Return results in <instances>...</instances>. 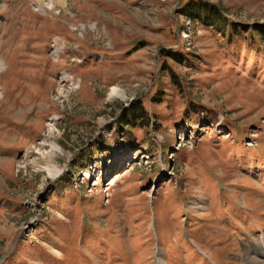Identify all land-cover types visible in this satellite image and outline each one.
I'll use <instances>...</instances> for the list:
<instances>
[{"label":"rangeland","instance_id":"obj_1","mask_svg":"<svg viewBox=\"0 0 264 264\" xmlns=\"http://www.w3.org/2000/svg\"><path fill=\"white\" fill-rule=\"evenodd\" d=\"M252 27L264 0H0V264H264Z\"/></svg>","mask_w":264,"mask_h":264},{"label":"trees","instance_id":"obj_2","mask_svg":"<svg viewBox=\"0 0 264 264\" xmlns=\"http://www.w3.org/2000/svg\"><path fill=\"white\" fill-rule=\"evenodd\" d=\"M205 10V15L204 18H202V22L204 23H208V25H214L216 26V28L222 32L223 34L226 35L227 33V26L230 24L231 26H234V22L233 20L229 19V17H224L222 16L221 13H217L216 15H213V12L218 10V8L216 6H212V5H203L200 6L196 12H193V16H195L196 14H202L201 11ZM215 18L213 20H211L212 18ZM231 33V32H230ZM264 30L261 28H253L252 27V35L254 38L263 36ZM184 121L185 123L189 124L191 123V118H189L188 116L184 117ZM174 128L176 127L175 124H173ZM170 149V146H164V150Z\"/></svg>","mask_w":264,"mask_h":264},{"label":"bare ground","instance_id":"obj_3","mask_svg":"<svg viewBox=\"0 0 264 264\" xmlns=\"http://www.w3.org/2000/svg\"><path fill=\"white\" fill-rule=\"evenodd\" d=\"M65 52V51H64ZM0 60H1V58H0ZM116 91V88H113V92H115ZM248 255V254H247ZM261 264V262L258 260V259H256V257L255 258H251L250 260L248 259V264Z\"/></svg>","mask_w":264,"mask_h":264}]
</instances>
